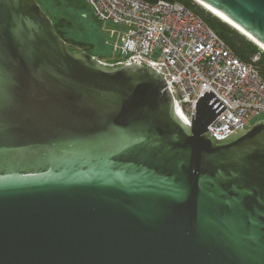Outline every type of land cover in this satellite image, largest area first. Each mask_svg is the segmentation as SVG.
<instances>
[{
	"label": "water",
	"instance_id": "1",
	"mask_svg": "<svg viewBox=\"0 0 264 264\" xmlns=\"http://www.w3.org/2000/svg\"><path fill=\"white\" fill-rule=\"evenodd\" d=\"M201 1L264 44V0ZM226 108L190 124L155 69L0 0V264H264V120L216 139Z\"/></svg>",
	"mask_w": 264,
	"mask_h": 264
},
{
	"label": "built area",
	"instance_id": "2",
	"mask_svg": "<svg viewBox=\"0 0 264 264\" xmlns=\"http://www.w3.org/2000/svg\"><path fill=\"white\" fill-rule=\"evenodd\" d=\"M108 36L110 66L141 64L161 74L191 124L196 101L211 90L226 109L207 133L223 139L264 115L261 54L240 59L215 30L179 1L85 0Z\"/></svg>",
	"mask_w": 264,
	"mask_h": 264
},
{
	"label": "rangeland",
	"instance_id": "3",
	"mask_svg": "<svg viewBox=\"0 0 264 264\" xmlns=\"http://www.w3.org/2000/svg\"><path fill=\"white\" fill-rule=\"evenodd\" d=\"M81 2L83 9L70 7L66 0H42V5L53 20L67 18L70 21L63 26V30L68 39H72L71 44L75 52H92L98 59L112 63L117 55L108 44L106 32L91 6L85 0Z\"/></svg>",
	"mask_w": 264,
	"mask_h": 264
},
{
	"label": "trees",
	"instance_id": "4",
	"mask_svg": "<svg viewBox=\"0 0 264 264\" xmlns=\"http://www.w3.org/2000/svg\"><path fill=\"white\" fill-rule=\"evenodd\" d=\"M39 4L44 8L42 5V0H37ZM70 7L75 9H83L81 0H66ZM149 2H155L158 0H148ZM170 1H179L184 3L187 7L191 8L196 14L200 15L214 30L215 32L226 41V43L233 49V51L237 54V56L244 60L250 61L252 56L256 53L261 54V61L260 66L264 67V52L250 40L246 35L241 33L239 30L228 24L227 22L223 21L216 15L212 14L210 11L202 7L194 0H170ZM45 9V8H44ZM45 11L49 14V12L45 9ZM51 19L53 20L52 16L49 14ZM55 29L59 33V35L65 39L68 47L72 50V39H68L66 36L65 31L63 30V26L70 23L67 18H59L57 21L53 20ZM92 55V52H89Z\"/></svg>",
	"mask_w": 264,
	"mask_h": 264
},
{
	"label": "bare ground",
	"instance_id": "5",
	"mask_svg": "<svg viewBox=\"0 0 264 264\" xmlns=\"http://www.w3.org/2000/svg\"><path fill=\"white\" fill-rule=\"evenodd\" d=\"M196 1L198 4H200L202 7H204L205 9H207L208 11H210L212 14L216 15L217 17H219L220 19H222L223 21L227 22L228 24H230L231 26H233L234 28H236L237 30L241 31V33H243L244 35H247V37L252 40L254 43H256V45H258V47L264 52V44L257 41L256 39L252 38L249 33L243 31L241 29V27L236 24L234 21H232L231 19H229L224 13H222L220 10L216 9L215 7H212L211 5L202 2L201 0H194ZM183 114V113H182ZM184 116V115H183Z\"/></svg>",
	"mask_w": 264,
	"mask_h": 264
}]
</instances>
